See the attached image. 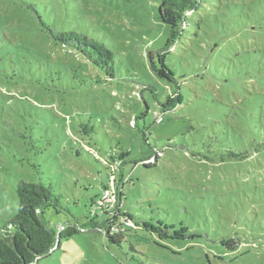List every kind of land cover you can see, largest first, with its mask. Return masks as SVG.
<instances>
[{"label":"rangeland","instance_id":"374dc122","mask_svg":"<svg viewBox=\"0 0 264 264\" xmlns=\"http://www.w3.org/2000/svg\"><path fill=\"white\" fill-rule=\"evenodd\" d=\"M52 1L42 16L104 43L115 76L53 41L38 0H0V236L17 182L42 181L64 195L45 214L62 238L35 264H264V0H200L170 49L161 0ZM121 153L126 173L155 163L124 191ZM91 200L119 242L80 233Z\"/></svg>","mask_w":264,"mask_h":264},{"label":"trees","instance_id":"16d2710c","mask_svg":"<svg viewBox=\"0 0 264 264\" xmlns=\"http://www.w3.org/2000/svg\"><path fill=\"white\" fill-rule=\"evenodd\" d=\"M58 1V0H57ZM200 0H161L158 8V18L163 24L169 27V34L165 43V49H170L177 41L182 38L183 32L188 27L189 18L187 13L196 10ZM49 0H38V2L31 5L37 14V21L49 37L63 46L70 47L77 50L86 58L94 62L98 67L105 69L106 73L111 77L115 76L114 53L102 42L83 35L76 30H70L65 27L64 23L59 19L58 22H51L49 17L46 19L40 12L43 7L47 8ZM53 1L51 0V4ZM159 57V56H158ZM152 61L158 77L168 82H177L175 74L169 66L161 68V62ZM112 63V64H111ZM159 65V66H158ZM181 103V95L175 93L168 96L166 101L162 103V111L160 116L167 110L176 108ZM148 108V107H147ZM155 113V118H156ZM157 121V119H156ZM163 121V118L160 122ZM158 122V123H160ZM89 133L87 127L84 128ZM143 138L147 140L146 133L142 131ZM164 153L163 150H159ZM111 154V153H110ZM109 154V155H110ZM158 153L155 152L153 156L157 158ZM130 153H121V158L124 160L122 168L121 184L123 191L125 185L133 182V172L136 169V164L144 162L143 167L150 168L155 163L147 162L152 159V156H147L139 161H134L132 169L126 173L124 168L131 162L128 159ZM242 157H245L243 154ZM233 157H239L233 154ZM129 162V163H128ZM105 165V164H104ZM107 168V167H106ZM108 169V168H107ZM107 181L111 182L108 171ZM120 184V185H121ZM108 190V187L104 188ZM103 191V190H102ZM122 191V193H123ZM16 193L18 197V208L15 216L6 221L2 227L0 236V264H35L43 257L51 255L54 251L60 248V240L62 236L49 220L46 219L45 214L48 210L53 209L59 212L63 208L62 201L64 195L56 193L51 184L40 182H28L19 180L16 184ZM125 196V193H123ZM89 218L87 222L79 224L84 233L93 231L95 226L105 228L106 238L111 242H119V237L123 234L115 226H107L105 215H102L99 201L91 200L89 206ZM130 217L133 215L130 213ZM135 223V224H134ZM137 223L133 221L132 225H125V230L128 227H137ZM62 225H59L61 227ZM127 226V227H126ZM170 228L166 227L165 231ZM183 233H187L185 228H181ZM181 232V233H182ZM177 230L174 234L167 236H174L178 238L181 234ZM188 237H192L186 234ZM185 237V236H183ZM225 243V242H224ZM236 244V243H235Z\"/></svg>","mask_w":264,"mask_h":264},{"label":"built area","instance_id":"2783aa9c","mask_svg":"<svg viewBox=\"0 0 264 264\" xmlns=\"http://www.w3.org/2000/svg\"><path fill=\"white\" fill-rule=\"evenodd\" d=\"M158 114H156V117H157ZM162 120V116L161 117H158L157 121L160 122Z\"/></svg>","mask_w":264,"mask_h":264}]
</instances>
